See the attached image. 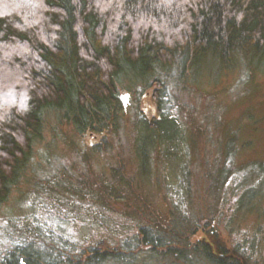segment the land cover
Here are the masks:
<instances>
[{
  "label": "trees",
  "instance_id": "trees-1",
  "mask_svg": "<svg viewBox=\"0 0 264 264\" xmlns=\"http://www.w3.org/2000/svg\"><path fill=\"white\" fill-rule=\"evenodd\" d=\"M246 61L264 68V0H0V206L43 139L49 114L84 137L102 140L87 149L102 155L112 152V136L121 134L127 120L122 100L127 91L137 120L131 149L138 174L157 188L170 187L180 198L170 200L165 218H159L149 200L135 195L133 203L151 223L140 225L134 242L123 249L139 251L89 249L76 264H146L137 254L159 264L250 262L239 247L221 243L214 249V242L197 238L205 223L178 214L191 193L190 144L182 149L183 122L170 111L175 101L165 99L164 77L171 74L156 71L173 70L185 90L210 64L227 74ZM149 89L158 109L151 119L143 108ZM227 146L224 162L208 174L215 178L217 204L232 174L226 163L233 151ZM113 173L108 194L131 198L134 178ZM108 194L96 199L91 192V197L102 206ZM207 233L218 235L214 227ZM31 248L17 246L1 264H70Z\"/></svg>",
  "mask_w": 264,
  "mask_h": 264
},
{
  "label": "rangeland",
  "instance_id": "rangeland-1",
  "mask_svg": "<svg viewBox=\"0 0 264 264\" xmlns=\"http://www.w3.org/2000/svg\"><path fill=\"white\" fill-rule=\"evenodd\" d=\"M207 68L197 84L185 90L180 89L176 72L156 70L161 76L171 74L169 79L164 77L165 99L175 101L170 111L183 122L178 134L185 141L182 149L190 144L191 193L185 191L190 198L181 202L178 214L191 217V223H205L196 237L214 242V249L221 243L239 247L251 262L246 264H264V68L248 61L227 74L217 71L215 64ZM129 83L127 77L124 86ZM131 99L125 91L122 100L127 120L121 134L112 136V152L102 155L87 150L102 140L84 137L73 125L48 115L43 139L35 144L19 183L0 206V264L19 245L33 244L31 250L41 255L55 253L70 264H76L77 257L89 249H127L139 226L151 223L135 206V195L141 201L149 200L156 216L165 218L170 200L180 197L170 187L157 188L138 174L131 149L137 129ZM143 108L150 119L158 114L152 89L144 95ZM227 145L233 151L226 163L232 174L224 184L222 203L217 204L215 178L208 174L216 172L221 159L224 162ZM112 170L134 178L131 198L118 200L120 196L108 194ZM91 192L96 199L108 194L102 197L106 204H96ZM213 227L218 234L214 238L207 233ZM128 249L139 251L135 246ZM137 255L139 262L159 264L154 258Z\"/></svg>",
  "mask_w": 264,
  "mask_h": 264
}]
</instances>
